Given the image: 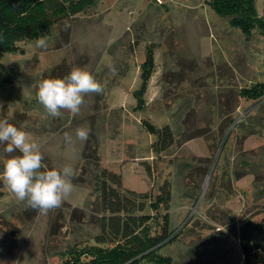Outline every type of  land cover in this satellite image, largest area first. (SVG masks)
Returning <instances> with one entry per match:
<instances>
[{
	"label": "rangeland",
	"instance_id": "rangeland-1",
	"mask_svg": "<svg viewBox=\"0 0 264 264\" xmlns=\"http://www.w3.org/2000/svg\"><path fill=\"white\" fill-rule=\"evenodd\" d=\"M209 1L96 0L54 23L46 48L32 38L0 53V119L29 133L49 170L70 164L75 171L73 191L47 214L18 201L0 179V264H60L73 245L96 244L100 167L151 197L169 183L174 238L159 253L170 264H246L235 228L264 218V94L241 92L264 84V36L255 29L246 38ZM262 8L256 0L259 15ZM149 51L152 71L137 97ZM76 66L104 91L87 95L78 116L51 117L36 99L38 84ZM164 124L174 142L156 151L149 127ZM80 126L91 130L85 142L75 138Z\"/></svg>",
	"mask_w": 264,
	"mask_h": 264
},
{
	"label": "trees",
	"instance_id": "trees-1",
	"mask_svg": "<svg viewBox=\"0 0 264 264\" xmlns=\"http://www.w3.org/2000/svg\"><path fill=\"white\" fill-rule=\"evenodd\" d=\"M96 0H0V53L15 51L17 42L47 36L54 23L67 14H75L93 6ZM209 5L220 17L237 27L248 38L257 29L264 36V8L259 15L256 0H210ZM150 51L142 65V84L137 91L140 97L152 71ZM243 95L258 98L264 94V84L243 90ZM156 134L153 142L156 151H162L174 142L168 124L159 128L149 127ZM3 161L0 160V172ZM94 190L98 193L100 231L95 235L96 244L78 247L73 245L64 252L60 264H170L169 257L159 253L173 237L167 214L170 185L163 183L158 193L139 192L122 186L119 172L100 167L93 175ZM1 186V180H0ZM163 205L164 212L151 214L146 207L157 209ZM160 219L158 228L152 232L153 218ZM239 248L246 264H264V218H244L235 228ZM102 243L108 244L106 246Z\"/></svg>",
	"mask_w": 264,
	"mask_h": 264
},
{
	"label": "clouds",
	"instance_id": "clouds-1",
	"mask_svg": "<svg viewBox=\"0 0 264 264\" xmlns=\"http://www.w3.org/2000/svg\"><path fill=\"white\" fill-rule=\"evenodd\" d=\"M36 48L47 47V37L41 35L35 40ZM115 74V68L111 69ZM103 85L84 67H73L63 78H46L39 82L37 101L54 118L60 117L62 110L78 116L90 94H102ZM90 128L80 126L75 129V138L81 142L88 140ZM66 143L72 142V135L64 133ZM0 144L9 154L0 172L2 179L18 201H26L28 206L42 214L59 208L71 194L75 171L72 165L65 164L59 169L49 170L43 164L44 156L40 145L29 133L0 119Z\"/></svg>",
	"mask_w": 264,
	"mask_h": 264
}]
</instances>
